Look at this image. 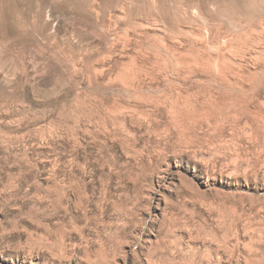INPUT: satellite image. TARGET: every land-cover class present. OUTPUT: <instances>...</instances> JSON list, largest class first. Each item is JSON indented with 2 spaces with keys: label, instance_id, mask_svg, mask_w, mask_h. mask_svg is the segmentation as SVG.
I'll return each mask as SVG.
<instances>
[{
  "label": "rangeland",
  "instance_id": "1",
  "mask_svg": "<svg viewBox=\"0 0 264 264\" xmlns=\"http://www.w3.org/2000/svg\"><path fill=\"white\" fill-rule=\"evenodd\" d=\"M0 264H264V0H0Z\"/></svg>",
  "mask_w": 264,
  "mask_h": 264
}]
</instances>
